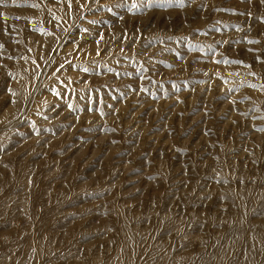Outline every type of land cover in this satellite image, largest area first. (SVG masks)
<instances>
[{
	"label": "rangeland",
	"instance_id": "1",
	"mask_svg": "<svg viewBox=\"0 0 264 264\" xmlns=\"http://www.w3.org/2000/svg\"><path fill=\"white\" fill-rule=\"evenodd\" d=\"M135 2L0 0V264H264V0Z\"/></svg>",
	"mask_w": 264,
	"mask_h": 264
},
{
	"label": "snow or ice",
	"instance_id": "2",
	"mask_svg": "<svg viewBox=\"0 0 264 264\" xmlns=\"http://www.w3.org/2000/svg\"><path fill=\"white\" fill-rule=\"evenodd\" d=\"M124 5H116V7H123ZM138 7V4L135 2V0H133V3L131 4V6L129 7V11H132V10H134V9H136ZM109 12H111L112 11V9L109 7L108 9H107ZM84 31H87L86 29L84 30ZM85 71H87V69H85ZM9 91H11L10 89H9ZM53 91H55V89H53ZM69 107H71V105H69Z\"/></svg>",
	"mask_w": 264,
	"mask_h": 264
}]
</instances>
